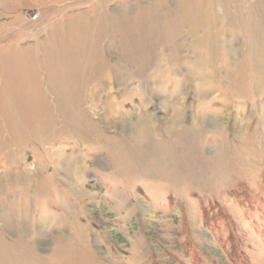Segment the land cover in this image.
Here are the masks:
<instances>
[{
    "label": "rangeland",
    "instance_id": "obj_1",
    "mask_svg": "<svg viewBox=\"0 0 264 264\" xmlns=\"http://www.w3.org/2000/svg\"><path fill=\"white\" fill-rule=\"evenodd\" d=\"M0 264H264V0H0Z\"/></svg>",
    "mask_w": 264,
    "mask_h": 264
}]
</instances>
